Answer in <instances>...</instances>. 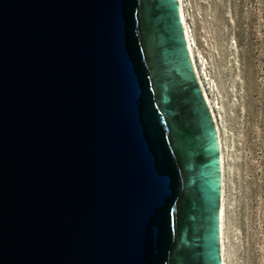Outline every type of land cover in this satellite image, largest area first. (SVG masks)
<instances>
[{"label": "water", "instance_id": "water-1", "mask_svg": "<svg viewBox=\"0 0 264 264\" xmlns=\"http://www.w3.org/2000/svg\"><path fill=\"white\" fill-rule=\"evenodd\" d=\"M220 154L178 0H0V264H223Z\"/></svg>", "mask_w": 264, "mask_h": 264}, {"label": "rangeland", "instance_id": "rangeland-1", "mask_svg": "<svg viewBox=\"0 0 264 264\" xmlns=\"http://www.w3.org/2000/svg\"><path fill=\"white\" fill-rule=\"evenodd\" d=\"M218 117L227 264H264V0H184Z\"/></svg>", "mask_w": 264, "mask_h": 264}, {"label": "bare ground", "instance_id": "bare-ground-1", "mask_svg": "<svg viewBox=\"0 0 264 264\" xmlns=\"http://www.w3.org/2000/svg\"><path fill=\"white\" fill-rule=\"evenodd\" d=\"M179 1V6H180V12H181V17H182V22L187 38V43H188V48H189V53L191 57V61L193 64V68L195 71V74L197 76L198 82L201 86V89L203 91L204 97L206 99L207 104L209 105V108L211 110V113L213 115L214 121L216 123L217 129H218V134H219V143H220V158H221V168H222V203H221V253H222V262L223 264H227L226 260V247H225V235H224V156H223V151H222V143H221V138H220V130H219V124H218V117L215 113L214 110V105L207 93V87H206V82H205V77L203 75V72L201 71L200 67L198 66V63L196 62L194 58V44H193V39L192 35L190 32L189 25L186 20V15H185V9H184V0H178Z\"/></svg>", "mask_w": 264, "mask_h": 264}]
</instances>
